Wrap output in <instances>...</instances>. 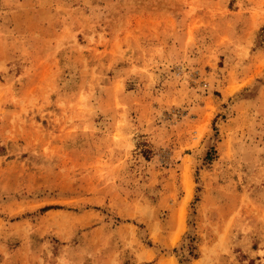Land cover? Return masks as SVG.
Returning a JSON list of instances; mask_svg holds the SVG:
<instances>
[{
    "label": "rangeland",
    "instance_id": "rangeland-1",
    "mask_svg": "<svg viewBox=\"0 0 264 264\" xmlns=\"http://www.w3.org/2000/svg\"><path fill=\"white\" fill-rule=\"evenodd\" d=\"M0 264H264V0H0Z\"/></svg>",
    "mask_w": 264,
    "mask_h": 264
}]
</instances>
